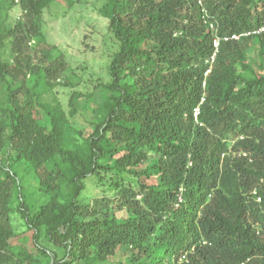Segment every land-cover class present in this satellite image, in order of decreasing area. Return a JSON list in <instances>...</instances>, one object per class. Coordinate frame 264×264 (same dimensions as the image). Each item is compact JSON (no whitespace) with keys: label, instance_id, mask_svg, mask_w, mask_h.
Instances as JSON below:
<instances>
[{"label":"trees","instance_id":"16d2710c","mask_svg":"<svg viewBox=\"0 0 264 264\" xmlns=\"http://www.w3.org/2000/svg\"><path fill=\"white\" fill-rule=\"evenodd\" d=\"M56 1L0 0V264H264V0H99L85 93Z\"/></svg>","mask_w":264,"mask_h":264},{"label":"rangeland","instance_id":"374dc122","mask_svg":"<svg viewBox=\"0 0 264 264\" xmlns=\"http://www.w3.org/2000/svg\"><path fill=\"white\" fill-rule=\"evenodd\" d=\"M100 5L99 0H58L44 15L49 43L63 51L75 75L71 79L73 82L79 80L77 89L84 93L91 92L97 81L104 83L108 80L106 68L109 55L114 50L107 21L98 13ZM18 16L20 11L16 8L10 14L8 23L13 24ZM98 94L99 91L94 90L93 100L98 99ZM59 95L66 106L68 89H59ZM81 117L82 112H79L75 124L88 135L90 124ZM99 195L98 188L88 184L83 198L90 203Z\"/></svg>","mask_w":264,"mask_h":264},{"label":"built area","instance_id":"2783aa9c","mask_svg":"<svg viewBox=\"0 0 264 264\" xmlns=\"http://www.w3.org/2000/svg\"><path fill=\"white\" fill-rule=\"evenodd\" d=\"M262 30H264V29H262ZM239 38H240V36H237V35H233L231 38H224V39H220V38H218V37L215 38V40H214V50H215V52H214V54L212 55L211 59H210L209 61H207V63H208V64H213V62H214V60H215V58H216L217 52H218V50H219L220 43H221L222 40H224V41H227V40H229V39H235V40H238ZM207 73H209V72H207ZM198 113H199V109L197 108V109L195 110V114L198 115Z\"/></svg>","mask_w":264,"mask_h":264}]
</instances>
